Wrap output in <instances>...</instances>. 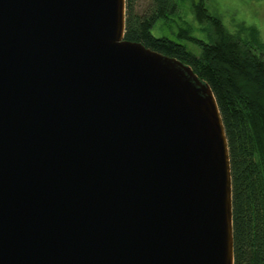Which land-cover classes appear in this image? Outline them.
<instances>
[{
	"label": "water",
	"instance_id": "1",
	"mask_svg": "<svg viewBox=\"0 0 264 264\" xmlns=\"http://www.w3.org/2000/svg\"><path fill=\"white\" fill-rule=\"evenodd\" d=\"M124 27L125 0H0V264H233L214 96Z\"/></svg>",
	"mask_w": 264,
	"mask_h": 264
},
{
	"label": "trees",
	"instance_id": "2",
	"mask_svg": "<svg viewBox=\"0 0 264 264\" xmlns=\"http://www.w3.org/2000/svg\"><path fill=\"white\" fill-rule=\"evenodd\" d=\"M205 1L190 0L189 7L198 25H208L207 43L191 37L186 25L175 40L152 35L155 27L171 28L178 0H150L143 13H137L136 0H125L124 39L180 60L209 86L229 154L233 264H264V42L249 26L230 33ZM186 43L197 45L199 55Z\"/></svg>",
	"mask_w": 264,
	"mask_h": 264
},
{
	"label": "rangeland",
	"instance_id": "3",
	"mask_svg": "<svg viewBox=\"0 0 264 264\" xmlns=\"http://www.w3.org/2000/svg\"><path fill=\"white\" fill-rule=\"evenodd\" d=\"M189 1L178 0L179 12L173 17L175 22L171 28L158 31L155 27L151 31L152 35L154 37L164 35L175 40L174 34L180 27L186 25L189 27L188 32L191 37L207 43L208 25H198L195 22ZM205 4L208 13L218 18L230 33L237 34L244 26H249L257 30V34L264 42V0H206ZM149 6L150 0H136L137 13H143ZM176 39L181 42L178 38ZM186 46L194 55H199L200 50L197 45L186 43Z\"/></svg>",
	"mask_w": 264,
	"mask_h": 264
}]
</instances>
